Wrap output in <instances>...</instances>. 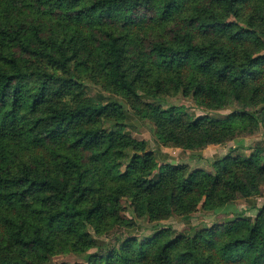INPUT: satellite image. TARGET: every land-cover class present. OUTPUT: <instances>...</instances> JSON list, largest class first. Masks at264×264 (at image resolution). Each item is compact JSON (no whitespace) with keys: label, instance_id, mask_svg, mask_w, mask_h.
I'll use <instances>...</instances> for the list:
<instances>
[{"label":"trees","instance_id":"trees-1","mask_svg":"<svg viewBox=\"0 0 264 264\" xmlns=\"http://www.w3.org/2000/svg\"><path fill=\"white\" fill-rule=\"evenodd\" d=\"M177 91L211 112L161 103ZM134 118L191 150L264 131V0H0V264H264V205L195 233L96 236L131 225L122 197L191 226L264 195V146L171 163Z\"/></svg>","mask_w":264,"mask_h":264},{"label":"rangeland","instance_id":"rangeland-1","mask_svg":"<svg viewBox=\"0 0 264 264\" xmlns=\"http://www.w3.org/2000/svg\"><path fill=\"white\" fill-rule=\"evenodd\" d=\"M88 85H89L88 92L90 95H95L99 91H102V88L97 84L89 82ZM102 92L105 93L106 95L109 94L106 91H102ZM160 101L164 106L172 105V104L174 105L182 104L184 105L186 111L195 112L196 115H204L206 113L211 112L197 105V103L191 96L184 95L182 91L168 93L165 96H162ZM230 108L231 107L219 110L217 112L218 116L222 118L226 117L228 112L230 111ZM133 122L138 127L136 128L137 130L132 131V135L135 138L146 140L149 144V147L152 149L159 148L161 151L170 153L171 158L167 159L166 161H169L171 163H188L191 167H204L208 170H212V165H209L208 162H205V160H209V158H211V156L215 153L227 154L230 151V147H236L238 145L239 146L242 145L243 149L247 151H250V148H254V147L262 148L264 146V131L261 128L259 131L251 135L238 136V138L231 139L225 143L210 144L199 150L184 149L179 146L165 145L162 144V142L160 143L157 140L155 133L151 130L150 122L148 121L143 122L141 125L140 124L141 122L138 121L136 118L133 119ZM198 155L203 157L205 160L199 159L200 156ZM259 196H264V195H259ZM245 199L246 198H238L234 200L232 203H230L231 206L229 212L227 213L232 212L233 215L241 213V209L246 206ZM121 204H122L121 215L126 219H128L131 225L120 226L122 228L116 229V232L110 235H109L110 231H108V233H105L101 236L96 235L101 241L103 242L112 241L114 243L115 241L113 239V236L115 235V233H119L120 231L122 233H124V231H128L130 233L138 234V237L140 238H144L154 232L155 224L171 226L178 232L189 231L191 233L193 232L195 233V231L200 230L201 228L209 227L217 221L218 222L223 221L221 220V215L223 212L214 213L213 211L208 212L204 209H199L196 212H194L191 219L192 221L191 226H189L185 220H183L177 215H172L169 218L162 219L159 221H150L148 216H141V217L137 216L133 205L131 204L130 200L127 197H122ZM263 205H261L260 207H262ZM245 212L248 213L247 211ZM256 214L252 217H255ZM83 261H84L83 257L75 253L55 255L51 260L52 263H65V264L83 263Z\"/></svg>","mask_w":264,"mask_h":264},{"label":"crops","instance_id":"crops-1","mask_svg":"<svg viewBox=\"0 0 264 264\" xmlns=\"http://www.w3.org/2000/svg\"><path fill=\"white\" fill-rule=\"evenodd\" d=\"M240 146L243 147L242 145H240ZM243 150L246 153H250L253 150V148H250V151H247L245 149H243ZM161 152L164 153L167 156L166 159H170L171 158V154L170 153H167V152H164V151H161ZM221 155H224V154L223 153H215V154H213L211 156V158H209V160H205L203 157H201V159L202 160L204 159L205 162H208V164H209V161H211L214 157L221 156ZM263 204H264V196H259L258 195V196H253L251 198H246L245 199V205L246 206L241 209V212L247 211L248 213L245 212L247 215L254 216L257 213V211H258L257 209H259L260 206L263 205ZM230 206H231V204H228V205H226L223 208L224 210L222 211L223 213L221 215V220H224L227 217L233 216V213L232 212L227 213V212H229Z\"/></svg>","mask_w":264,"mask_h":264}]
</instances>
